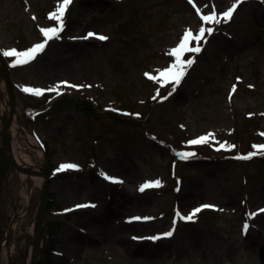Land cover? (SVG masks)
<instances>
[{
	"label": "rangeland",
	"instance_id": "374dc122",
	"mask_svg": "<svg viewBox=\"0 0 264 264\" xmlns=\"http://www.w3.org/2000/svg\"><path fill=\"white\" fill-rule=\"evenodd\" d=\"M60 2L0 0V50L42 43ZM232 4L227 22L201 19ZM63 25L29 63L6 56L16 115L35 140L20 129L18 142L50 172L36 264H264V149L254 147L264 145V0H72ZM201 26L213 32L184 54L194 63L180 84L150 79ZM202 205L212 207L182 218ZM39 206L40 187L11 166L0 136V264L24 263ZM102 224L109 240L92 236Z\"/></svg>",
	"mask_w": 264,
	"mask_h": 264
},
{
	"label": "snow or ice",
	"instance_id": "6c2138e0",
	"mask_svg": "<svg viewBox=\"0 0 264 264\" xmlns=\"http://www.w3.org/2000/svg\"><path fill=\"white\" fill-rule=\"evenodd\" d=\"M191 2V0H190ZM239 2V0H238ZM72 3V0H61L60 3H58L57 8L54 12L49 14V18L50 19H54L55 21L58 22L57 26L51 27V28H46V29H41V32L43 34V36L45 37L44 41L42 43H38L36 45H34L32 48L25 50L23 52H18L15 49L9 50V51H5L3 52L4 56L7 57H12L15 56L16 59V64H27L29 63L31 60L35 59L36 55L43 51V49L45 48L46 44L48 43L49 40H52L53 38H59V33L61 31H63L64 25H63V17L68 9V6ZM237 5L236 4H232L231 7H229L226 11L222 12L219 14V18H218V14L217 11L215 9V6H213L212 11L209 14H201L200 11L198 10V14H201V19L207 23V24H212V23H220V18H223V20L225 22H227V20L231 19L233 12L235 11ZM205 32H207L209 35L212 34L213 32V28L208 27L205 28L203 26H201L198 30V32L196 34H193V32L191 30H187L184 34L182 39L180 40L179 44L177 47L173 48L170 50V55L175 57V62L172 63L168 68L160 71L159 73V77H149L150 79H159V78H163L164 82H174V85H179L182 78L184 77V75L186 74V68L187 66H191V64L194 63L193 59H187L184 60L183 56L185 53H199L202 49L200 46V41L204 38L205 36ZM96 36V38H98L99 40H107L108 37L104 36V35H98L89 32L87 34L86 37H83V39H87L89 37H93ZM192 41L196 42V46H191ZM146 76L148 75L147 73L145 74ZM239 79V78H237ZM62 83H67V82H62ZM72 87H83V86H77V85H72ZM24 91L26 92H32L35 95H41L43 94L42 89L39 88H25ZM172 91H175V87L172 88ZM233 91H235V86H233ZM169 95H171V92H169ZM155 99V97H153ZM166 98V97H165ZM209 136H211V134H208ZM206 142V137L202 136L199 137L195 140L190 141L189 143L191 144H199V143H204ZM221 148H232L235 147L234 145H225V144H221L220 145ZM257 148H262L264 149V145L261 146H254ZM256 152H251L245 156H240V157H236L237 159H245L248 160L250 159L252 156L256 155ZM194 155V153H183L182 157L183 158H188L189 156ZM78 167L77 165L74 164H64L60 166V169L58 170H63V169H67V168H76ZM108 179H114V178H110L107 177ZM114 182H119V181H114ZM160 186V182L159 181H155V182H146L145 184L141 185L140 187V191H144L145 188H149V187H159ZM87 205H78L77 207H86ZM94 206V205H93ZM207 207H212L209 205H202L196 209H193V211L187 216V217H182L183 219H187V220H191L196 213L200 212L202 210V208H207ZM264 211V210H261ZM248 225L245 224L244 225V231H247ZM165 235L167 236H171L172 232H168ZM157 237H153L152 239H156Z\"/></svg>",
	"mask_w": 264,
	"mask_h": 264
},
{
	"label": "bare ground",
	"instance_id": "6f19581e",
	"mask_svg": "<svg viewBox=\"0 0 264 264\" xmlns=\"http://www.w3.org/2000/svg\"><path fill=\"white\" fill-rule=\"evenodd\" d=\"M1 60H0V127L4 124V122L7 124L6 127V135L10 139L11 148L9 150V155L12 156L18 165V167L28 173L31 174H23V181L25 177L31 176L34 178L36 184L38 186H42L45 178L42 175L40 171H45L46 164L44 162H41V159L33 161L30 157L27 156V154L22 150L19 142H18V133L19 130L22 129L25 136L30 140V142H34L33 135L22 127L21 122L19 121L17 115L12 117V109H13V98L11 94L9 93V90L7 88L3 68L1 66ZM39 152L41 157L44 159V150L42 149L41 145L38 146ZM24 191L25 188H24ZM27 192V191H26ZM86 223V225L91 224V220H85L83 221ZM104 223V222H103ZM108 225V224H107ZM94 234L92 236L98 237V238H105V240H109V237L113 236L111 231H108L107 227L105 225H95L94 226ZM125 236V234H123ZM120 238H123L122 240H125L124 237L121 235ZM126 238V237H125ZM126 241V240H125ZM42 242H40V245ZM39 245V246H40ZM33 247L31 248L32 253ZM31 253L27 260L24 261L23 264H28V262L31 259Z\"/></svg>",
	"mask_w": 264,
	"mask_h": 264
},
{
	"label": "water",
	"instance_id": "95a60500",
	"mask_svg": "<svg viewBox=\"0 0 264 264\" xmlns=\"http://www.w3.org/2000/svg\"><path fill=\"white\" fill-rule=\"evenodd\" d=\"M0 60L3 64V69H4V74L6 77V81H7V85L10 91V94L13 98V109H12V117H14L15 112H16V91L12 82V77L10 74V69L8 66V62L6 60V58L2 55V53L0 52ZM6 127L7 124L4 122L3 127H2V131H1V135H2V140H3V145L5 148V151L7 153V156L9 158V160L11 161L12 165L18 169L19 171L26 173V174H31L28 173L22 169H20L16 163V160L9 155V150L11 148V143H10V139L8 138V136L6 135ZM42 175H44L46 177V180L42 186V191H41V204H40V208H39V212H38V216H37V221H36V231H35V236L33 238V254H32V259H31V263L30 264H36L37 259H38V252H39V248H40V242H42L43 240V228H44V217H45V213L47 211V201H48V179H49V173L48 171H44L41 172Z\"/></svg>",
	"mask_w": 264,
	"mask_h": 264
}]
</instances>
